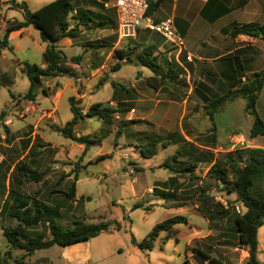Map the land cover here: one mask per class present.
<instances>
[{
	"label": "rangeland",
	"instance_id": "374dc122",
	"mask_svg": "<svg viewBox=\"0 0 264 264\" xmlns=\"http://www.w3.org/2000/svg\"><path fill=\"white\" fill-rule=\"evenodd\" d=\"M13 1L25 2L33 11L52 0H0V8L5 7L0 19L8 20V24L13 19L23 20L21 11L12 6ZM78 1L85 7L91 2ZM156 1L148 0L146 17L153 21L162 14L172 19L182 42L177 58L191 73L190 78L174 59L176 46L171 47L157 33L142 28L137 29L134 38H119L114 11L105 7V13L114 19L113 24L106 23L99 29L97 24L86 27L83 37L75 39L80 40L79 45L70 46L66 39L60 44L63 47L59 48L68 58L82 55L80 63L68 62L73 76L43 78L34 100H28L23 98L29 86L24 64L43 68L46 43L32 26L8 39V46L1 50L4 55H0V115L3 116L0 120V205L12 199L8 195L12 188L42 201L51 189L66 191L74 182V200H65L62 194H49L72 207L71 211L59 210V225L71 228L76 220L84 224L111 222L107 230L69 248L75 264H182L185 258L193 262L189 247L195 246L214 257L220 255L224 264H244L247 252L236 246L230 221L245 208L236 200V194L222 190L221 184L207 175V170L228 151L264 148V135L249 136L253 119L245 111L242 98L234 99L214 114L216 130H213L204 105L227 87L217 90L214 65L198 60L193 51H190V61L186 62L188 54L178 32L185 21L194 20L200 2L162 0L157 5ZM240 1L247 0H224L223 10L242 8L243 5H238ZM253 7L264 10V0H250L246 8ZM3 31L1 21L0 39ZM93 41H100L104 46L87 47ZM148 45L156 47L154 55L162 65V78L137 60V54ZM116 49L132 50V53L129 58L118 59L113 56ZM244 74L239 80L244 79ZM190 86L196 90L185 97ZM71 98L81 113L93 103L117 108L108 120L97 117L77 120L74 135H87L94 140L87 149L61 133L64 124L72 119ZM184 98H187L186 106L180 102ZM256 109L264 120V86ZM181 131L196 144H186L193 145L192 151L171 159L181 143L172 144L169 139L164 146L162 142L174 133L184 140ZM217 131L221 135L218 139ZM155 136L161 142L153 156L144 158L140 149ZM167 158L174 170L165 167ZM191 160L196 163L195 167L178 170ZM47 168L49 171L38 182L22 175L28 169L40 172ZM14 175L20 178L19 185ZM199 189H204L214 203L229 205V213L214 215V220L208 223L199 213L198 206L202 204ZM135 204L139 207L133 208ZM177 214L186 216L187 223L177 226L176 236L165 237V233H159L150 250H141L133 242V238L137 242L142 240L156 223ZM9 226L16 223L1 217L0 264H58L56 254L62 247L54 245L24 255L23 250L6 243L1 227ZM26 231L30 236L31 233L47 235L43 225ZM208 231H211L209 236L203 238ZM257 239L258 259L260 255L264 262V229Z\"/></svg>",
	"mask_w": 264,
	"mask_h": 264
},
{
	"label": "trees",
	"instance_id": "16d2710c",
	"mask_svg": "<svg viewBox=\"0 0 264 264\" xmlns=\"http://www.w3.org/2000/svg\"><path fill=\"white\" fill-rule=\"evenodd\" d=\"M161 1L157 0L156 4L158 5ZM104 2L97 0L88 2L90 3L88 5L98 9V12H94L90 8L85 7V4H79L80 2L78 0H52L33 11L27 7L25 2H12V6L21 11L23 20L13 21L6 26L2 39H0V51L8 46V35L10 32L27 26H32L36 29L39 33L40 40L46 43L43 50V58L45 61L43 68L28 63L24 64L29 86L23 98L34 100L36 89L41 86L43 78L65 75L73 76L74 73L70 70L68 62L78 64L81 61L82 55L78 54L68 58L57 44L65 38L71 40L79 38L81 36L80 25L97 24L98 26H104L106 23L113 24L114 19L103 12L105 9ZM238 34L264 39V23L248 22L240 26H233L230 35L234 37ZM87 44V47L91 48L104 46L100 41H93ZM155 49L156 47L154 45L144 47L137 54V60L139 64L147 67L153 74L162 78L164 76L163 69L162 65L158 63V57L154 55ZM131 53L132 50L129 52L123 49H116L113 56L115 55L118 59H122L125 56L129 58ZM243 77V80L234 81L227 87V90L208 101L204 106L206 114L212 123L213 130H216L214 114L222 111L234 99L242 98L245 101V111L253 119L249 128V136L255 138L264 135V121L256 109L257 99L264 84V67L257 71L246 73ZM113 85L115 86L114 82ZM41 90L44 94H47L44 88H41ZM72 102L73 98L69 99L72 119L64 124L61 128V133L63 137L83 144L84 149H87L89 144L93 143L94 140L90 139L87 135L78 137L74 135L73 128L77 120L85 117H97L102 120H108L117 111V108L101 103H93L84 113H81L80 109L76 105H73ZM122 110L125 111V109ZM2 118L3 116L1 114L0 120ZM169 139L172 140V144L183 140L176 133L170 134L166 142H162L164 146H166V143H169ZM159 142H161L159 136L150 138L140 149V154L144 158L153 156ZM186 144L188 143L181 144L170 158L176 159L182 153L191 152V148H194L193 145H190L188 148ZM166 160L164 161L165 167L174 170L168 163L169 159L167 158ZM195 164L191 160V162L189 161V163L183 164L178 170L188 171L190 168L195 167ZM17 169L22 170L20 166H17ZM48 171V168L40 172L28 169L22 175L27 176L31 181L38 182ZM207 175L219 182L222 190L228 193H235L236 200L245 208L242 214H236L230 221L232 230L236 236V246L245 249L247 252L244 264H264L258 259L257 248V231L260 226L264 225V148L246 147L228 151L223 157L217 158L212 162L207 170ZM13 179L18 184L21 182L20 178L16 175H14ZM74 179H77L76 174H74ZM203 191L204 189H199L202 204L198 206V209L209 223L214 220L216 215L226 216L229 213V205L224 207L220 203H214L212 199L208 198L209 195H206V192ZM52 192L62 194L65 200H74L76 192L75 183L72 182L66 191L54 190ZM163 194L166 195L167 192ZM8 195H10L12 201L4 200L1 210L6 212L9 217L16 219L19 225L17 227L2 228V235L6 243L12 248L23 250L24 255H30L36 250L46 249L52 245L65 246L90 239L102 231L107 230L111 223L109 221H100L84 224L76 220L73 222L74 225L71 228H63L57 223L56 219L59 215V209L63 208L71 211L72 207L66 201L58 203L59 205L52 202L54 206H51L50 202L46 204L33 199L30 205H27L25 201L19 198L20 192L17 190L12 188ZM137 207H139L137 204L133 206V208ZM42 223H47V228L51 234L50 239H28L21 231V226L27 227ZM186 223V216L177 214L156 223L150 232L139 242L135 241L134 238L132 240L139 249L150 250L159 233H165V237L176 236L178 233L177 226ZM189 249L193 264H224L219 258L210 255L205 250L198 247H189ZM182 264L192 263L188 258H185Z\"/></svg>",
	"mask_w": 264,
	"mask_h": 264
},
{
	"label": "crops",
	"instance_id": "0c3cea01",
	"mask_svg": "<svg viewBox=\"0 0 264 264\" xmlns=\"http://www.w3.org/2000/svg\"><path fill=\"white\" fill-rule=\"evenodd\" d=\"M97 1H100V0H97ZM249 2L250 0L240 1L238 5L239 6L243 5L241 6L242 8L240 7H239L240 9L227 8L228 10L226 12L223 10L224 0H208L206 2H200V9L198 10L197 14L194 15L195 17L194 20L188 19L187 21L184 22L183 26H179V23H178V26L180 27V29H178V32L182 35L187 54L190 56L192 55V52L190 51H193L195 55H197L198 60L203 61V62L212 63L214 65V69H216L214 74H215V77H217V81H218L217 86H216L218 91H220V89L222 88L228 87L231 83L236 81L234 78L239 80L242 77V74L257 71L264 66V39L263 38L249 36L245 34H238L234 37L230 35V31L233 26H240L248 22H255L259 24L264 23V10L261 11V8L258 9L255 7L246 8V6L249 5ZM87 7L90 8L94 12L99 11L98 9L93 8L90 5H88ZM4 8L5 7L0 8V17H1V12L2 10H4ZM103 12H106L105 9L103 10ZM165 18L166 17H164L162 14H159L153 21L159 22L161 20H164ZM1 21H2V29L4 30L6 26L8 25V22H7L8 20L6 21L1 18L0 22ZM10 21H16V20L13 19ZM92 25L95 26L94 24H88L86 26L80 25L81 37H83V34L86 32V27H93ZM24 28L10 32L8 35V39H10L13 35H21V32H23ZM99 28H103V26H96V29H99ZM158 37L162 39V41L164 40L161 36H158ZM65 39L69 42L70 46H73V44L79 45L78 41L80 42V40L76 41V40H71L68 38H65ZM63 40H61L57 44L58 47H63V46H60V44L62 45ZM0 53H1L0 55L2 56L4 55V52L0 51ZM165 56L167 57V55ZM189 61L190 60L186 62H189ZM177 63L180 66H182L183 70L187 73V78H190L191 73L188 72L186 68L182 65V63L179 62L178 60H177ZM195 90H196L195 87L190 86L185 93V97H188ZM202 95L204 96V94ZM260 96H261V92L257 99V103H258ZM173 102L177 104L178 101L173 100ZM180 102L181 104L183 103V105L186 106L187 98H184ZM181 134L185 141L182 140L181 142H178V143L196 144V142L191 140V138H189L184 132L181 131ZM219 137H221V135L217 131L216 138L218 139ZM187 147L189 148L188 145ZM185 149L187 148L185 147ZM15 190L17 189L15 188ZM17 191L20 192L19 190ZM52 191L54 190L51 189L49 191V194L53 195L54 193ZM49 194L42 201L33 196H30V195H27L21 192H20L19 198L22 201H25L27 205H30L33 199L38 200L39 202L46 203V204H49V201H51L50 202L51 206H54L52 202H55L56 205H59L58 203L62 202L60 200H56V198L50 196ZM55 194H59V193H55ZM1 208H2V205H0V218L6 217L7 219L16 223V226H9V227H17L19 225V222L14 218L9 217L6 212L1 210ZM200 215L203 218H205L201 213ZM207 222L209 223L208 220ZM42 225L46 226L47 235L45 236L44 235L42 236L40 233H31V236H30L28 231H26L29 228H35L37 226H42ZM263 229H264V225L258 228L257 238H258L260 231ZM1 230H2V227H1ZM21 231L24 234V236L28 239L35 238V239L47 240L51 238V234L47 228V223H42V224L27 226V227L21 226ZM210 233L211 231H208L205 235L203 234L204 236L202 237L206 238L209 236ZM88 240L89 239L83 240L81 242L88 241ZM72 245L74 244L60 246L62 247V249L60 250V253L56 254L57 257L59 256L57 259L59 260L57 262L58 264H75L74 259L71 258L72 256L70 254L71 252L69 249ZM53 246L54 245H52L51 247ZM216 256L221 261H223V258L220 255L216 254ZM260 258L261 257L259 255V260L263 262ZM191 263L193 264V262Z\"/></svg>",
	"mask_w": 264,
	"mask_h": 264
},
{
	"label": "built area",
	"instance_id": "2783aa9c",
	"mask_svg": "<svg viewBox=\"0 0 264 264\" xmlns=\"http://www.w3.org/2000/svg\"><path fill=\"white\" fill-rule=\"evenodd\" d=\"M199 1L206 2L208 0ZM148 5V0H105L104 2V7L114 11L117 25L116 29L119 38H134L136 37V31L139 28L155 32L164 39V42L171 43V47H177L174 54V59L177 61V57L182 51L180 48L182 42L180 37L177 35L172 19L165 18L159 22L151 21L145 15ZM167 55L168 59H170L169 52H167ZM186 59L190 60V56L186 55Z\"/></svg>",
	"mask_w": 264,
	"mask_h": 264
}]
</instances>
